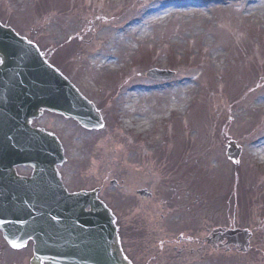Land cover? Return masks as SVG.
I'll use <instances>...</instances> for the list:
<instances>
[{
  "label": "rangeland",
  "instance_id": "obj_1",
  "mask_svg": "<svg viewBox=\"0 0 264 264\" xmlns=\"http://www.w3.org/2000/svg\"><path fill=\"white\" fill-rule=\"evenodd\" d=\"M253 1L0 0V23L35 43L103 120L91 132L49 114L38 122L61 141L66 161L58 172L69 192L103 185L114 197L112 170L153 169L170 190L192 189L218 225L251 232L248 254L228 264H264V165L251 155L264 140V110L255 109L264 99V3L250 14ZM156 7L163 20L141 22ZM135 24L149 34L143 41L133 40ZM95 58L111 60L115 71ZM151 69L175 76L155 82L146 78ZM131 92L133 121L148 127L142 134L120 125ZM183 96L185 109L169 113ZM230 143L241 151L237 162L227 158ZM28 257L0 251L2 264Z\"/></svg>",
  "mask_w": 264,
  "mask_h": 264
},
{
  "label": "water",
  "instance_id": "obj_2",
  "mask_svg": "<svg viewBox=\"0 0 264 264\" xmlns=\"http://www.w3.org/2000/svg\"><path fill=\"white\" fill-rule=\"evenodd\" d=\"M4 30L0 26V48L7 53L6 57L0 56L4 63L0 76L18 82L20 89L13 95L3 88L11 84L0 85V130L15 126L6 125V119L10 112L18 111L27 131L26 122L37 115L39 108L72 118L89 130L101 128L100 117L93 106L47 65L34 47L16 41L13 34ZM15 54L20 56V62L13 61ZM147 77L163 81L171 79L173 74L154 70ZM13 97L18 101L14 105ZM26 141L18 147L6 140L0 143L1 173H8V176L0 173V189L1 181L17 180L11 172L13 166L29 165L35 169L33 179L24 183L27 191L17 202L11 200L9 209L3 205L5 201L10 202V198L0 195V230L11 248L20 249L27 240H33L31 264H129L121 253L114 219L97 200L96 193L70 195L63 188L55 170L64 161L56 139L36 133ZM230 146L228 156L236 160L238 152L233 144ZM5 167H10V171L4 170ZM224 237L245 251L251 236L247 231L233 230Z\"/></svg>",
  "mask_w": 264,
  "mask_h": 264
},
{
  "label": "flooded vegetation",
  "instance_id": "obj_3",
  "mask_svg": "<svg viewBox=\"0 0 264 264\" xmlns=\"http://www.w3.org/2000/svg\"><path fill=\"white\" fill-rule=\"evenodd\" d=\"M126 175L115 182L127 198L118 196L109 206L122 251L132 264H228L241 255L226 241L212 240L217 230L233 226H218L193 190L183 194L170 190L164 179L150 171ZM4 248L0 243V251Z\"/></svg>",
  "mask_w": 264,
  "mask_h": 264
},
{
  "label": "bare ground",
  "instance_id": "obj_4",
  "mask_svg": "<svg viewBox=\"0 0 264 264\" xmlns=\"http://www.w3.org/2000/svg\"><path fill=\"white\" fill-rule=\"evenodd\" d=\"M264 2L262 0H254L253 3H251V6H246L247 12L250 14H257L262 8ZM167 12L166 14H168ZM165 13H163L161 10H159V7L151 8V10L146 14V16L141 20V22H152V21H158L159 19L163 20V16ZM185 14L181 15L184 16ZM167 16V15H166ZM82 25V24H81ZM83 26V25H82ZM85 27V26H84ZM132 29L140 30L138 32V35L136 37H133L134 41H143L145 38L149 36V34H146L143 31V28H139V24L133 25ZM131 40V41H133ZM93 64L103 65L104 67H107L110 71H115V63L111 60L103 61L99 58H95L92 60ZM187 86L184 87V90L186 91ZM130 98V99H128ZM137 95L133 94L132 92L129 93L126 96L125 103L119 108V114H120V125L123 129L126 130H134L137 134H142L145 131H148V127L143 122H134L132 115H133V107L137 104ZM187 105V101L185 100V97H178L175 101V103H171L168 106L167 111L169 113L178 111L182 112ZM255 109L257 110H264V99L259 100L257 105L255 106ZM160 116L166 114V109L159 110ZM162 119V118H160ZM232 121V119H231ZM152 122V121H149ZM264 145V140H262L260 143L256 144L251 148V155L256 159V161L260 162L264 165V152L259 151L260 146Z\"/></svg>",
  "mask_w": 264,
  "mask_h": 264
}]
</instances>
